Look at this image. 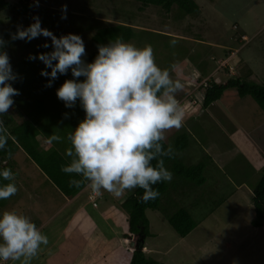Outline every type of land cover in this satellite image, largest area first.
<instances>
[{"label": "rangeland", "instance_id": "obj_1", "mask_svg": "<svg viewBox=\"0 0 264 264\" xmlns=\"http://www.w3.org/2000/svg\"><path fill=\"white\" fill-rule=\"evenodd\" d=\"M5 1L9 8L0 10V37L13 65L43 47L49 38L13 41L11 34L18 27L33 23L32 12L19 14L20 0ZM195 1L199 12L194 15L180 13L177 6L169 14L160 7L142 8L134 0L33 3L42 28L61 36H81L86 49L83 58L98 51L91 41L98 29L108 23L123 24L135 31L128 43L138 48L151 46L162 69L171 71V65L177 66L171 75L183 85L175 98L184 109L185 119L182 127L165 133V141L174 145L177 136L186 131L189 145L177 153V160L191 167L206 158V182L200 188H190L173 175L168 182L169 196L162 203L166 215L159 211L161 204L159 210L147 211L151 237L145 242L146 255L164 264H264V225L252 226L253 192L264 173V112L251 97L241 98L233 90L203 110L204 91L213 83L239 76L244 62L253 72L254 79H250L264 85V0ZM64 15L66 19H62ZM230 51L235 54L227 60ZM7 114L16 117L14 105ZM22 119L17 116V123ZM38 140L42 149L49 147L47 139ZM11 162L18 192L6 202L0 201V213L15 211L28 217L49 241L31 264L50 262L56 254L62 257L63 250L69 248L66 238L71 244L68 238L79 222L87 224L86 238L79 239L87 259L82 258L80 264H130L133 244L124 238L128 217L121 205L133 190L117 197L106 191L94 194L86 186L78 197L70 198V203L22 152ZM173 166L167 165L172 174ZM178 208L190 212L197 224L185 238L179 237L167 221ZM48 219L46 228L40 227ZM119 242L123 244L120 247ZM69 257L66 264H77L72 254Z\"/></svg>", "mask_w": 264, "mask_h": 264}, {"label": "clouds", "instance_id": "obj_2", "mask_svg": "<svg viewBox=\"0 0 264 264\" xmlns=\"http://www.w3.org/2000/svg\"><path fill=\"white\" fill-rule=\"evenodd\" d=\"M63 11L66 13V5ZM33 19L30 26L18 27L11 39L31 42L41 36L50 38L51 45L45 43L43 47L51 46L53 51L30 55L29 59L38 58L46 69H51L41 71L42 76L49 78L48 87L59 75L71 71L73 79L57 89V97L67 108L75 107L79 101L85 112V118L67 136L70 147L65 154L71 161L61 171L80 176V180L72 179L70 184L79 188L87 182L94 194L106 191L119 197L139 188L143 189V203L156 200L160 193L153 186L173 179L164 158H171L174 149L171 145L164 147L165 133L182 127L185 119L184 109L175 98L183 85L171 75L177 66L171 65V71L162 69L151 46L138 48L122 38L98 46L95 60L86 63L81 36L68 34L58 38L42 28L38 16ZM5 43L0 37V151L6 150L9 139L2 117L20 94L11 83L18 76L4 51ZM63 140L52 135L49 143ZM11 158L8 151L7 158L0 161V180L9 181L0 185V200L18 192L15 173L6 166ZM48 243L47 235L28 217L15 211L0 213V262L31 264Z\"/></svg>", "mask_w": 264, "mask_h": 264}, {"label": "trees", "instance_id": "obj_3", "mask_svg": "<svg viewBox=\"0 0 264 264\" xmlns=\"http://www.w3.org/2000/svg\"><path fill=\"white\" fill-rule=\"evenodd\" d=\"M141 4L142 8L160 7L165 13H171L174 6H177L180 13L188 15L198 14L199 5L195 0H134ZM21 9L19 14L27 15L34 9L33 0H20ZM9 8V4L5 0H0V10ZM32 24V23H30ZM58 38L61 37L59 32H53ZM134 28L123 24H106L98 29L92 37V43L97 46L107 45L110 41L122 38L124 42H130L134 39ZM51 45V39L46 42ZM53 51L50 46L48 48L41 47L30 55L38 56L41 53ZM12 65L14 73L18 78L11 82L13 87L19 90V95L14 97V111L16 117L5 114L2 119L4 126L9 135L8 144L5 151H0V161L7 158L8 151L12 153V158L7 159V167L13 171L12 159L19 152H22L27 159L35 164L42 173L58 188V190L67 198L76 197L87 185V182L79 188L70 184L72 179L80 180L81 177L75 174H66L61 171L62 166L70 163L71 158L66 156V149L70 147L67 136L75 130L79 122L85 118V112L77 101L75 107L67 108L65 103L57 97V89L68 80L73 79L71 71L67 75H59L51 87H48L49 78L41 75V71L46 66L38 58L30 60L29 56ZM97 52H93L90 56L83 58L86 63L95 60ZM239 76H234L220 82L213 83L204 91L203 110L212 107L221 101L227 91H236L239 97H251L260 109L264 112V85L256 83L250 79L251 70L247 64ZM247 67V68H246ZM248 69V70H247ZM51 71V69H46ZM83 80L84 78H79ZM24 121L17 123L16 118ZM23 120V119H22ZM52 135H59L64 138L63 142H51L49 140ZM38 137L48 140L49 147L42 149ZM169 143L164 142L167 148ZM189 145V135L183 131L178 135L174 145L173 156L165 157V166L174 164L172 167L173 175L182 178L181 184L190 188L202 187L206 178L204 176L208 162L206 158L197 165L191 167L184 166L177 159V153L184 151ZM11 163V164H10ZM155 164V161H153ZM179 182V180H178ZM9 181L0 180V185L7 184ZM180 184V183H179ZM160 193L159 197L154 201L143 203L140 197L143 195V189H134L132 194L122 203V208L127 213V227L124 238L130 240L133 244L130 264H164L160 261L152 259L145 253V242L151 237L150 222L147 217V211H157L162 206L163 200L170 193V185L168 182L158 183L153 186ZM6 202V200H0ZM170 201V200H169ZM253 208L255 211V219L252 222L253 227L259 228L264 225V173L262 179L253 192ZM173 202V201H172ZM171 202V203H172ZM176 205V203L174 202ZM176 209V208H174ZM166 215V209L159 210ZM170 227L181 238L188 236L197 226L190 212L185 209L178 208L173 214L167 217Z\"/></svg>", "mask_w": 264, "mask_h": 264}, {"label": "crops", "instance_id": "obj_4", "mask_svg": "<svg viewBox=\"0 0 264 264\" xmlns=\"http://www.w3.org/2000/svg\"><path fill=\"white\" fill-rule=\"evenodd\" d=\"M231 52V51H230ZM235 53L232 51L231 52V57L230 58H228L227 60H230L231 58H232V56L234 55ZM233 60V59H232ZM242 62V61H241ZM245 64L247 63V62H244ZM253 73V72H252ZM215 74V73H214ZM253 75V74H252ZM251 78H253L254 79V77H251ZM258 123V122H257ZM258 125H260V124H258ZM262 128V127H261ZM263 132H264V129L262 128L261 129ZM48 148V147H47ZM47 148H45V149H47ZM263 151V150H262ZM87 186V185H86ZM86 188V187H85ZM84 188V189H85ZM84 189L80 192V193H82L83 191H84ZM79 195H77L76 197H78ZM65 197V196H64ZM75 197V198H76ZM230 197V196H229ZM36 198V197H35ZM75 198H73V199H75ZM73 199H68V201L70 202V203H73ZM230 199V198H229ZM72 202H71V201ZM69 202H67V204L69 203ZM79 213H81V212H79ZM49 221V219L46 221V222H42L43 224L40 226V227H43V229L44 228H46V223ZM38 226H39V224H38ZM77 226H78V229H76L74 232H71L72 233V235H71V237L70 238H68V239H70L71 241H72V243L71 244H69V242H68V240H67V238H66V241H67V244H68V247L69 248H66V249H64L63 250V254H62V257L59 255V254H56L53 258H51V261L49 262L48 260L47 261H45V262H43V264H66L67 263V261L70 259V257H69V255L70 254H72L73 256H74V260H76V262L75 263H77V264H80L81 262H83V260H82V258H84V259H87V251L80 245L81 244V242L79 241V239H83V238H86V234H85V232H84V229H86V227H87V224L86 225H84L83 223H81V222H79V225L77 224ZM253 226V225H252ZM42 229V230H43ZM63 233L64 234H69L70 232H67V231H64L63 230ZM124 242V241H123ZM123 244H120V242L118 243V246L120 247V246H122ZM45 254L42 252L41 253V256H44ZM11 261H6V262H4L5 264H9ZM11 264V263H10Z\"/></svg>", "mask_w": 264, "mask_h": 264}, {"label": "water", "instance_id": "obj_5", "mask_svg": "<svg viewBox=\"0 0 264 264\" xmlns=\"http://www.w3.org/2000/svg\"><path fill=\"white\" fill-rule=\"evenodd\" d=\"M36 11H37V9L34 8L33 11H32V18L35 17V16H37ZM32 22H33V23L35 22L34 19H33Z\"/></svg>", "mask_w": 264, "mask_h": 264}]
</instances>
